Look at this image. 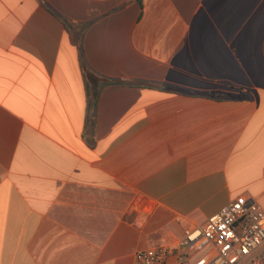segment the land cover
<instances>
[{
	"label": "crops",
	"instance_id": "0c3cea01",
	"mask_svg": "<svg viewBox=\"0 0 264 264\" xmlns=\"http://www.w3.org/2000/svg\"><path fill=\"white\" fill-rule=\"evenodd\" d=\"M246 197L264 0H0V264H136Z\"/></svg>",
	"mask_w": 264,
	"mask_h": 264
},
{
	"label": "built area",
	"instance_id": "2783aa9c",
	"mask_svg": "<svg viewBox=\"0 0 264 264\" xmlns=\"http://www.w3.org/2000/svg\"><path fill=\"white\" fill-rule=\"evenodd\" d=\"M211 247L199 261L195 252ZM136 264H264V209L251 197L238 198L204 225L188 228L181 243L138 251Z\"/></svg>",
	"mask_w": 264,
	"mask_h": 264
},
{
	"label": "rangeland",
	"instance_id": "374dc122",
	"mask_svg": "<svg viewBox=\"0 0 264 264\" xmlns=\"http://www.w3.org/2000/svg\"><path fill=\"white\" fill-rule=\"evenodd\" d=\"M211 251V247H206L204 249H201L194 253L192 256L191 263H194L195 261H199L203 257H205L209 252Z\"/></svg>",
	"mask_w": 264,
	"mask_h": 264
}]
</instances>
